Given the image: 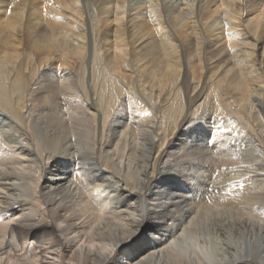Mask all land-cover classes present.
<instances>
[{"label":"bare ground","instance_id":"bare-ground-1","mask_svg":"<svg viewBox=\"0 0 264 264\" xmlns=\"http://www.w3.org/2000/svg\"><path fill=\"white\" fill-rule=\"evenodd\" d=\"M0 264H264V0H0Z\"/></svg>","mask_w":264,"mask_h":264}]
</instances>
